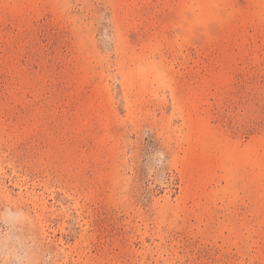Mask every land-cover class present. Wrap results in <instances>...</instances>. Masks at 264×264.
Instances as JSON below:
<instances>
[{
    "label": "rangeland",
    "instance_id": "374dc122",
    "mask_svg": "<svg viewBox=\"0 0 264 264\" xmlns=\"http://www.w3.org/2000/svg\"><path fill=\"white\" fill-rule=\"evenodd\" d=\"M0 264H264V0H0Z\"/></svg>",
    "mask_w": 264,
    "mask_h": 264
}]
</instances>
